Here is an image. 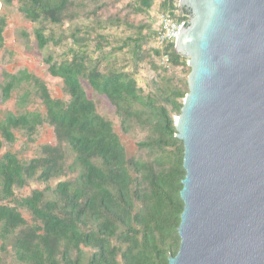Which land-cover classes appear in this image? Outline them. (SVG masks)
Returning <instances> with one entry per match:
<instances>
[{"label":"trees","instance_id":"obj_1","mask_svg":"<svg viewBox=\"0 0 264 264\" xmlns=\"http://www.w3.org/2000/svg\"><path fill=\"white\" fill-rule=\"evenodd\" d=\"M16 1L0 0V11ZM135 1L139 14L148 13L155 4ZM75 5L76 0H22L19 11L34 24L61 26L79 17L72 12ZM164 8L172 13L179 10L174 0H165ZM6 26L7 18L0 14V50ZM156 27L157 41L158 18ZM35 33L40 50L62 43L43 28ZM81 33L78 29L72 34L75 43H82ZM144 43L137 42L138 59H143ZM154 55L169 56L165 67L187 65L175 44L154 50ZM45 63L50 75L63 81L68 101L55 99L45 82L26 70L7 75L2 86L4 101L23 86L28 89L19 98L21 113L0 117V153L4 141L17 142L16 132L32 138L45 124L53 128L57 144L44 146L42 156L28 163L11 152L0 158V264H169V257L181 247L179 227L185 208L181 191L186 177L184 143L176 138L172 114L181 115L189 91L170 83L145 95L133 75L114 67L102 70L100 62L94 65L82 48H71L62 61L50 55ZM85 83L110 101L125 133L135 123L151 131L139 148L151 152L154 159L128 156L114 124L98 113L88 97ZM33 96L44 106L45 115L26 111ZM65 177L68 180L49 186ZM33 180L48 186L17 197L16 190ZM23 210L32 216V224Z\"/></svg>","mask_w":264,"mask_h":264},{"label":"water","instance_id":"obj_2","mask_svg":"<svg viewBox=\"0 0 264 264\" xmlns=\"http://www.w3.org/2000/svg\"><path fill=\"white\" fill-rule=\"evenodd\" d=\"M189 94L181 247L169 264H264V0H179Z\"/></svg>","mask_w":264,"mask_h":264},{"label":"rangeland","instance_id":"obj_3","mask_svg":"<svg viewBox=\"0 0 264 264\" xmlns=\"http://www.w3.org/2000/svg\"><path fill=\"white\" fill-rule=\"evenodd\" d=\"M20 1L22 0L16 1L10 7L4 6L0 11V14L7 18L4 32L5 44L4 48L0 50V117L8 112L21 113L19 98L28 87L23 86L22 90L13 93L11 100L4 101L2 86L8 80L7 75L18 74L24 70L45 82L50 94L55 99L68 101L63 81L50 75L49 66L45 60L48 56L53 55L57 61H62L71 48L85 50L92 58L94 65L100 62L102 70L114 67L133 75L138 88L145 95L156 94L158 85L163 87L170 83L189 91V87H186L191 73L188 60L185 61L187 65L183 63L178 67L172 65L165 67L161 60L154 55V50L159 48L156 36H154V31L157 30V18L160 14L169 12L164 8L165 0H154L153 8L145 14H139L136 11L135 0H76L72 12L79 17L73 21H66L61 26L30 22L19 11ZM174 5L179 8V0H174ZM38 28H43L47 36L54 35L57 40L61 39V45L56 46L50 43L45 50H40L35 33ZM78 29L82 30L79 35L82 43H75L72 38V34ZM142 40L145 42L142 48L143 59H138L135 56L136 46L137 42ZM99 46L103 47L102 51L98 50ZM84 86L88 97L95 102L98 113L114 124L115 131L120 136L128 156L143 160L154 159L151 152L139 148V143L148 140L151 131L135 123L130 132L125 133L122 129L121 118L110 101L105 96L96 93L87 83ZM160 104L162 103L160 102ZM25 109L30 112L37 111L43 115L46 113L40 100L34 96ZM169 110L171 111V108ZM172 117L176 121L179 116L172 114ZM16 137L15 144L11 145L4 141L0 158L5 153L11 152L16 154L22 162L28 163L42 156L44 146L57 144L54 130L48 124L40 127L32 138L20 131L16 132ZM66 180H68L67 177L55 180L49 186L55 187L59 181ZM47 186L33 180L26 188L16 190V196L27 197L34 190H44ZM22 213L32 224L30 213L26 210H23ZM1 245L0 237V248ZM9 262L14 263V257H9Z\"/></svg>","mask_w":264,"mask_h":264},{"label":"built area","instance_id":"obj_4","mask_svg":"<svg viewBox=\"0 0 264 264\" xmlns=\"http://www.w3.org/2000/svg\"><path fill=\"white\" fill-rule=\"evenodd\" d=\"M191 16L185 14L184 11L178 10L174 13L166 12L160 14L159 20V34L157 37V44L160 48H163L166 44H176L183 26L188 23ZM161 63L163 66H168L170 58L168 55L161 57Z\"/></svg>","mask_w":264,"mask_h":264},{"label":"flooded vegetation","instance_id":"obj_5","mask_svg":"<svg viewBox=\"0 0 264 264\" xmlns=\"http://www.w3.org/2000/svg\"><path fill=\"white\" fill-rule=\"evenodd\" d=\"M187 12H189V14H190V11L189 10H186Z\"/></svg>","mask_w":264,"mask_h":264}]
</instances>
